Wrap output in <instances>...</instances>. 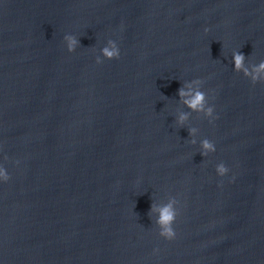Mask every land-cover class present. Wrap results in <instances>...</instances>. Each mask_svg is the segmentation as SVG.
Listing matches in <instances>:
<instances>
[{
    "label": "water",
    "instance_id": "water-1",
    "mask_svg": "<svg viewBox=\"0 0 264 264\" xmlns=\"http://www.w3.org/2000/svg\"><path fill=\"white\" fill-rule=\"evenodd\" d=\"M236 51L257 75L264 0H0V264H264V72Z\"/></svg>",
    "mask_w": 264,
    "mask_h": 264
},
{
    "label": "clouds",
    "instance_id": "clouds-1",
    "mask_svg": "<svg viewBox=\"0 0 264 264\" xmlns=\"http://www.w3.org/2000/svg\"><path fill=\"white\" fill-rule=\"evenodd\" d=\"M209 29H205V32H208ZM64 41L67 44V49L69 52L74 53L76 49L81 46L80 45V39L77 38V36L72 34H67L64 36ZM103 56L108 60H114L119 59L121 56L120 48L115 40L109 39L108 45L105 46L102 50ZM233 60L235 65L236 71H243L245 75H251V81L253 85L257 83H261V78L259 76L260 72H264V61H261L257 66L255 67V71L257 72V75H252L247 67H245V60L246 56L241 51H236L233 53ZM104 60H101L99 57L96 58L97 64H102ZM195 83L197 85H202L205 83L202 79H195L191 83L186 84L185 86H182L179 89V96L181 99H183V102L194 112H200L203 113L206 118H209V123H214L216 119H218L217 116L214 115L215 113V107L214 105L209 104V96L208 94L201 90L196 89L194 93L191 91V84ZM190 96L189 99H184L185 97ZM189 119L188 113H180L177 119V124L180 127L185 126V122ZM198 129L195 127H189L188 132L189 135L192 137H195ZM192 144L196 143V140L193 139L190 141ZM201 146V152L200 154L202 156H207L209 153H215L216 152V145L213 141L204 138L200 141ZM7 158V157H5ZM18 163V162H17ZM230 169L224 164L220 163L216 166V172L219 176L224 177L229 173ZM11 179L10 174L7 172V170L0 166V181L8 182ZM233 178V182H234ZM221 186H223L221 184ZM179 204V201L176 198H173V200L165 205L163 208L160 209L159 219L157 223L161 227L160 236L163 237L166 240H174L176 238V231L173 227L175 224L179 212L176 208V205ZM158 252L159 249H156Z\"/></svg>",
    "mask_w": 264,
    "mask_h": 264
}]
</instances>
